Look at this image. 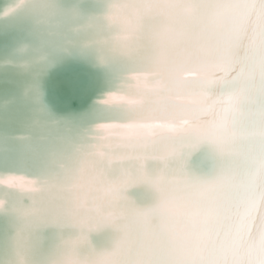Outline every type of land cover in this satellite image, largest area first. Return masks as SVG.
I'll list each match as a JSON object with an SVG mask.
<instances>
[{
    "label": "bare ground",
    "instance_id": "obj_1",
    "mask_svg": "<svg viewBox=\"0 0 264 264\" xmlns=\"http://www.w3.org/2000/svg\"><path fill=\"white\" fill-rule=\"evenodd\" d=\"M83 1L0 6V32L16 31L0 73L30 75L0 99V156L19 161L0 164V264H50L69 241L99 261L126 236L152 242L172 222L193 238L146 247L151 264H264V0ZM73 55L111 79L77 123L52 117L33 80ZM241 93L245 137L222 156L224 113ZM198 151L206 172L189 166ZM230 181L235 195L205 207Z\"/></svg>",
    "mask_w": 264,
    "mask_h": 264
},
{
    "label": "water",
    "instance_id": "obj_2",
    "mask_svg": "<svg viewBox=\"0 0 264 264\" xmlns=\"http://www.w3.org/2000/svg\"><path fill=\"white\" fill-rule=\"evenodd\" d=\"M73 1L60 0L63 5H68ZM2 2L3 0H0V6ZM89 2L87 0L83 1L81 3L82 7H89ZM14 32L16 33L15 30L0 32V49L2 46L8 45L10 36ZM114 69L116 70V68ZM26 77L30 78V75H16L10 71L1 72L0 99L7 98L17 90L16 86H14V81L22 83L26 81ZM33 80L39 91L42 106L52 117L72 120L77 123L92 115L96 101L102 96L107 88V82H110L111 79L109 72L107 75V72L102 67L92 65L89 59L73 55L61 57L52 65L38 69L33 75ZM69 84L72 86L70 87ZM94 118L93 116L90 118L92 122ZM78 127H83V125H73L67 127V129L69 132L82 129ZM202 154V151H198L193 153L189 159V166L197 172H206L208 168V164L202 160ZM140 192V188L136 187L128 191L134 197H137ZM48 231L50 229L45 230L46 235ZM90 241L94 246H98L100 238L96 234H91Z\"/></svg>",
    "mask_w": 264,
    "mask_h": 264
},
{
    "label": "clouds",
    "instance_id": "obj_3",
    "mask_svg": "<svg viewBox=\"0 0 264 264\" xmlns=\"http://www.w3.org/2000/svg\"><path fill=\"white\" fill-rule=\"evenodd\" d=\"M246 51V50H245ZM243 71L241 66H237V74ZM245 101L243 93L238 95L237 104L234 108L224 113V119L228 121L231 136L227 141L216 144L218 151L222 156H230L237 149L239 142L245 137V133L236 125V116L240 113L242 105ZM235 195L234 184L230 182L220 183L211 188L203 201L205 207L220 205L231 199ZM191 226L189 225V228ZM193 238V234L180 225L172 222L165 229L162 237L149 242L140 240L134 236H126L117 249L118 258L113 264H151L142 256V251L146 247H154L159 249L171 248L186 243ZM75 241L68 242L67 252L59 254L50 264H98V260L87 256H80L74 250Z\"/></svg>",
    "mask_w": 264,
    "mask_h": 264
},
{
    "label": "snow or ice",
    "instance_id": "obj_4",
    "mask_svg": "<svg viewBox=\"0 0 264 264\" xmlns=\"http://www.w3.org/2000/svg\"><path fill=\"white\" fill-rule=\"evenodd\" d=\"M71 87L72 85L69 84ZM19 163V161L15 157H10L8 155L0 156V164L4 166H12ZM118 258V252L114 251L112 253H107L106 258L100 259L98 264H113V261Z\"/></svg>",
    "mask_w": 264,
    "mask_h": 264
}]
</instances>
